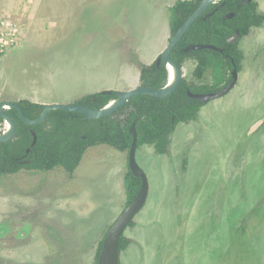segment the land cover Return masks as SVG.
Listing matches in <instances>:
<instances>
[{
    "label": "rangeland",
    "instance_id": "obj_1",
    "mask_svg": "<svg viewBox=\"0 0 264 264\" xmlns=\"http://www.w3.org/2000/svg\"><path fill=\"white\" fill-rule=\"evenodd\" d=\"M176 1L0 0V25L15 20L21 29L15 47L0 54V101L67 94L73 103L94 82L83 79L93 58L101 90L139 87L138 49L144 56L166 48ZM256 1L264 13V0ZM28 31L40 33L24 37ZM240 49L236 85L178 124L165 154L150 144L137 148L149 189L122 235L129 244L120 264H264V23ZM67 56L77 66L60 75ZM194 66L184 67L187 79ZM198 82L212 84L211 71ZM5 129L4 120L1 134ZM127 158L100 144L73 175L62 166L0 175V264H95L100 242L128 206Z\"/></svg>",
    "mask_w": 264,
    "mask_h": 264
},
{
    "label": "trees",
    "instance_id": "obj_2",
    "mask_svg": "<svg viewBox=\"0 0 264 264\" xmlns=\"http://www.w3.org/2000/svg\"><path fill=\"white\" fill-rule=\"evenodd\" d=\"M202 1L177 0L169 8L170 40ZM208 13L212 14L205 17ZM228 14H234V17L225 18ZM263 23L264 13L259 11L256 0L248 3L244 0H221L213 4L193 23L171 51V57L179 67L184 68L191 60L195 62V66L192 71L193 79L182 78L179 87L167 97L137 94L112 114L98 119H87L84 115L72 111L51 110L43 122L35 125L26 124L16 109H6L16 123V133L10 141L0 142V175L14 174L25 167L47 171L57 166L64 167L73 175L87 150L100 144H107L129 154L133 142V124L138 134L137 148L150 144L158 153L165 154L169 149L170 135L177 125L195 120L202 106L206 104L189 97L188 91L219 92L230 84L233 80V70L236 68L240 72L243 66L240 41L251 33L253 27ZM237 31L240 32L239 40L230 43L229 38L235 36ZM193 44L214 45L223 51H184ZM209 70L212 74V84L199 83ZM168 77L167 67L164 64L158 65L157 60L151 65H141L140 86L159 89L166 86ZM116 93L117 91L113 90L111 94H86L73 103L101 109L117 97ZM14 102L31 119L38 118L43 111L41 104L30 100ZM3 121L0 117V123ZM34 134L37 136V142L33 145ZM25 160H29V163L22 164ZM124 183L129 205L138 195L142 179L128 169ZM102 244L103 240L100 242L97 258L101 253ZM128 244L129 240L122 236L120 253ZM95 264H98V261Z\"/></svg>",
    "mask_w": 264,
    "mask_h": 264
},
{
    "label": "water",
    "instance_id": "obj_3",
    "mask_svg": "<svg viewBox=\"0 0 264 264\" xmlns=\"http://www.w3.org/2000/svg\"><path fill=\"white\" fill-rule=\"evenodd\" d=\"M220 0H203L196 11L191 15V17L184 23V25L178 30V32L172 37L166 49L163 51L160 57L157 59L158 65L164 64L167 69L169 64L174 65L178 70V75L176 82L174 84H168L165 87L159 89H153L150 87L139 86L131 90L126 91H117V97L113 100L115 103L108 104L107 106L101 109H95L87 106H82L74 103L68 104H47L42 105L43 111L41 115L36 119H31L27 117L22 110V108L13 101H0V117H2L6 122L12 123V128L6 133L0 134V142H8L13 139L16 133V123L13 118L6 112V109L14 108L18 112L21 119L29 125H35L43 122L48 113L51 110H65L79 113L85 116L87 119H98L105 117L109 114L115 112L120 106L126 105L131 97L137 94H146L154 97H167L172 94L180 85L182 78L184 77V69L179 67L176 62L171 57V51L179 43L183 35L190 29L193 23L204 14V12L213 4L219 2ZM252 0H245V2H251ZM234 14H228L225 18H233ZM240 37V32L237 31L235 36L229 38V42H237ZM202 49H213L217 51H223L222 49L214 45H204V44H193L184 49L185 52H190L194 50ZM233 80L230 84L223 87L219 92L211 93H192L188 92L189 97L196 100L207 103L215 98L227 94L237 83L239 72L235 68L232 72ZM104 93L111 94L112 91H103ZM261 122V121H260ZM259 122V123H260ZM254 124L250 130V133L255 130L260 124ZM131 132L133 134V142L128 156L129 169L135 176H138L142 179V186L136 198L123 210L120 216L108 229L102 244L101 253L99 255L98 264H120V241L124 233L125 228L133 221L135 215L140 211V209L145 204L147 199L149 184L148 179L142 169L136 162V150L138 145V134L135 127V124L132 125ZM37 142V136L34 134L33 145ZM30 150L27 152L29 153ZM27 163V162H24Z\"/></svg>",
    "mask_w": 264,
    "mask_h": 264
},
{
    "label": "crops",
    "instance_id": "obj_4",
    "mask_svg": "<svg viewBox=\"0 0 264 264\" xmlns=\"http://www.w3.org/2000/svg\"><path fill=\"white\" fill-rule=\"evenodd\" d=\"M70 12V11H69ZM69 12H67V13H69ZM59 14H61V13H59ZM71 15V14H70ZM53 25V24H52ZM100 28V27H99ZM58 31H60V35L61 36H63L64 35V32L63 31H61V29L59 28V27H57L56 28ZM73 29L74 28H67L65 31H67V33H66V39L68 40L69 38L71 39V37H73L72 36V33L74 32L73 31ZM84 30H86L87 31V26L86 27H82V29L81 28H78V31H84ZM101 31V30H100ZM35 34V33H40V31H32V33H30L29 31L27 32V33H24V37H26L27 35H28V37L27 38H29V36H32V34ZM83 36H84V33H81ZM170 37H171V31H168V33H166V36H165V42L163 43V46L165 45V43H167V40L168 39H170ZM169 44V43H168ZM167 47V46H166ZM166 48L164 47H162V49H160L159 51H157L155 54H149L148 52H147V54L146 55H144V56H142V54H145V51L143 50V48L141 47V49L139 50L138 49V52H139V54H140V56H141V59H142V61L144 62V64H146V65H151V64H153L157 59H158V57L159 56H161V54L163 53V51L165 50ZM59 51H62V49H61V47H60V49H59ZM75 51V49H67V52H74ZM77 51V50H76ZM142 52V53H141ZM95 58H93V60H91L90 61V64H89V67H87L88 69H87V76L85 77H83V79L84 80H91V81H94V82H88V83H86L85 84V87H86V90H84V91H82V92H85V94H83V95H86V94H91V93H96V92H103L104 90H101L100 88H103V86L105 85H99L98 84V82H99V80H100V78H99V76L97 75V73H96V71H95V69H96V65H97V63H98V61H95L94 60ZM75 66H77L76 64H75V62H74V60L72 59V58H68V56L66 57V60H65V64H64V66H62V67H64L65 68V70L63 71V70H60L59 71V74L60 75H64V76H67L68 75V72L71 70V71H73V73H74V67ZM93 71V72H92ZM92 72V74L91 75H89L90 73ZM89 75V76H88ZM65 85H66V87H68V84L67 83H65ZM140 86V85H139ZM135 87H138V85L137 86H135ZM134 87V88H135ZM69 88V87H68ZM131 88V87H130ZM129 88V89H130ZM125 90H127V89H125ZM124 91V90H123ZM64 94V93H63ZM61 96V95H60ZM21 98H26V99H28V100H31V101H33V102H38L39 104H41V105H44V104H46L47 105V103H49V104H53V103H69V101L71 100V97H67V94H66V96H61V98H60V100H58V101H55V100H43V99H41L42 97L40 96V95H38V96H32V97H19V99H21ZM18 99V98H17ZM73 101V100H72ZM74 102V101H73ZM263 121V120H262ZM254 125V124H253ZM252 125V126H253ZM170 143H171V141H170ZM157 152V151H156ZM125 153V152H124ZM158 153V152H157ZM127 154V153H126ZM160 154V153H159ZM129 156V155H128ZM127 163H128V158H127ZM128 165H129V163H128Z\"/></svg>",
    "mask_w": 264,
    "mask_h": 264
},
{
    "label": "built area",
    "instance_id": "obj_5",
    "mask_svg": "<svg viewBox=\"0 0 264 264\" xmlns=\"http://www.w3.org/2000/svg\"><path fill=\"white\" fill-rule=\"evenodd\" d=\"M21 35L18 22L2 21L0 25V54H5L9 49L15 47Z\"/></svg>",
    "mask_w": 264,
    "mask_h": 264
},
{
    "label": "bare ground",
    "instance_id": "obj_6",
    "mask_svg": "<svg viewBox=\"0 0 264 264\" xmlns=\"http://www.w3.org/2000/svg\"><path fill=\"white\" fill-rule=\"evenodd\" d=\"M168 71H169V83L172 85L176 82L178 70L174 65L169 64ZM113 103H115V101H113L112 104ZM11 128H12V123L9 121L6 122V129H5L6 131L4 133H6Z\"/></svg>",
    "mask_w": 264,
    "mask_h": 264
},
{
    "label": "flooded vegetation",
    "instance_id": "obj_7",
    "mask_svg": "<svg viewBox=\"0 0 264 264\" xmlns=\"http://www.w3.org/2000/svg\"><path fill=\"white\" fill-rule=\"evenodd\" d=\"M220 1H221V0H220ZM220 1H219V2H220ZM252 1H253V0H252ZM244 2H245V0H244ZM217 3H218V2H217ZM245 3H248V2H245ZM215 4H216V3H215ZM211 6H212V5H211ZM211 6H210V7H211ZM210 7H209V8H210ZM209 8H208V9H209ZM208 9H207V10H208ZM207 10L204 12V14L207 12ZM204 14H203V15H204ZM210 14H212V13H210ZM210 14H209V13L206 14L205 17L208 16V15H210ZM200 17H201V16H200ZM183 69H184V68H183ZM168 72H169V71H168ZM184 77H185V72H184ZM184 77H183V78H184ZM168 82H169V77H168ZM167 84H168V83H167ZM167 84H166V85H167ZM188 92H189V91H188ZM192 93H193V92H192ZM210 93H211V92H210ZM195 94H196V93H195ZM188 95H189V94H188ZM193 99H194V98H193ZM202 107H203V106H202ZM5 131H6V130H4L3 133H4ZM128 155H129V154H128ZM24 162H29V160H25V161H23L22 163H24ZM128 167H129V165H128Z\"/></svg>",
    "mask_w": 264,
    "mask_h": 264
}]
</instances>
